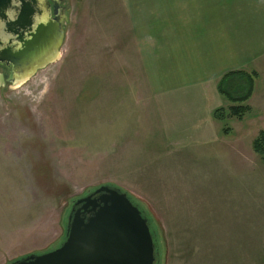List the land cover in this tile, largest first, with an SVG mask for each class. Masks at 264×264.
Returning <instances> with one entry per match:
<instances>
[{
    "label": "rangeland",
    "instance_id": "374dc122",
    "mask_svg": "<svg viewBox=\"0 0 264 264\" xmlns=\"http://www.w3.org/2000/svg\"><path fill=\"white\" fill-rule=\"evenodd\" d=\"M67 7L60 59L24 84H0V264L58 248L72 202L103 185L149 216L157 264H264V162L253 150L264 132V75H251L242 121L228 116L238 104L206 93L188 125L205 131L199 148L197 139L155 135L135 67L121 57L135 22L109 29L84 0ZM231 81L223 85L231 96L249 88L246 77Z\"/></svg>",
    "mask_w": 264,
    "mask_h": 264
},
{
    "label": "crops",
    "instance_id": "0c3cea01",
    "mask_svg": "<svg viewBox=\"0 0 264 264\" xmlns=\"http://www.w3.org/2000/svg\"><path fill=\"white\" fill-rule=\"evenodd\" d=\"M84 4L101 11V27L109 21V29L118 26L123 31L126 19L135 22L132 51H127L131 56L124 52L121 57H130L135 67V95L148 105L145 117L155 135L197 139L192 143L199 148L205 131L193 132L188 125L200 119L206 93L215 89L224 96L219 86L227 77L264 75V0H84ZM114 11L119 12L116 17ZM161 117L163 121H158ZM156 122L164 125L155 126Z\"/></svg>",
    "mask_w": 264,
    "mask_h": 264
},
{
    "label": "water",
    "instance_id": "95a60500",
    "mask_svg": "<svg viewBox=\"0 0 264 264\" xmlns=\"http://www.w3.org/2000/svg\"><path fill=\"white\" fill-rule=\"evenodd\" d=\"M68 0H0V84L19 86L61 57ZM62 244L10 264H157L149 216L120 188L72 202Z\"/></svg>",
    "mask_w": 264,
    "mask_h": 264
},
{
    "label": "trees",
    "instance_id": "16d2710c",
    "mask_svg": "<svg viewBox=\"0 0 264 264\" xmlns=\"http://www.w3.org/2000/svg\"><path fill=\"white\" fill-rule=\"evenodd\" d=\"M227 76H229V75H227ZM252 76H255V74H253ZM246 78L249 79V88L245 91L244 94H242V95H240L238 97L231 96V94L224 89V87H223L224 82L225 81H230L228 79V77L225 80L223 79V81H221L220 86H219V92L222 95L226 96L234 104H238V106H232L229 109L228 116H230L232 118H237L239 121H242L244 119L245 115L247 113H250L251 112V108L249 106H244L243 104L247 103L252 98V94H253V91H254V80L251 77V75L248 76V77H246ZM232 81H234V80H232ZM235 102H237V103H235ZM224 116L225 115H224V113H223L222 110H217L215 112V119L216 120H219V121L224 120ZM253 150H254V152L257 155H259L261 157V159L264 162V132H260L258 138L253 143ZM129 197L131 198L132 201H134L135 203L138 204V202L136 200H134L131 196H129Z\"/></svg>",
    "mask_w": 264,
    "mask_h": 264
}]
</instances>
